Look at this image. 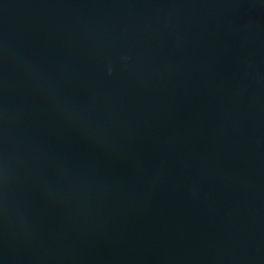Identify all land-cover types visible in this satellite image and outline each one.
<instances>
[{
	"label": "water",
	"instance_id": "obj_1",
	"mask_svg": "<svg viewBox=\"0 0 264 264\" xmlns=\"http://www.w3.org/2000/svg\"><path fill=\"white\" fill-rule=\"evenodd\" d=\"M0 264H264V0H0Z\"/></svg>",
	"mask_w": 264,
	"mask_h": 264
}]
</instances>
